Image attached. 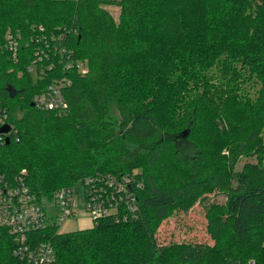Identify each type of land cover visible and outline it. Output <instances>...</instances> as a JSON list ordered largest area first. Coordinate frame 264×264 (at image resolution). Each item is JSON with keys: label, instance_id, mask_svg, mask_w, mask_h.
<instances>
[{"label": "trees", "instance_id": "1", "mask_svg": "<svg viewBox=\"0 0 264 264\" xmlns=\"http://www.w3.org/2000/svg\"><path fill=\"white\" fill-rule=\"evenodd\" d=\"M39 26L86 70L67 72L63 109L42 111L30 105V51L0 49V105L17 137L0 144V174L24 169L45 196L97 172L141 182L135 216L36 233L52 264H264V0H0V45ZM213 190L224 200L202 204L211 243L156 238ZM13 245L0 226V264H22Z\"/></svg>", "mask_w": 264, "mask_h": 264}, {"label": "built area", "instance_id": "2", "mask_svg": "<svg viewBox=\"0 0 264 264\" xmlns=\"http://www.w3.org/2000/svg\"><path fill=\"white\" fill-rule=\"evenodd\" d=\"M62 38L45 33L39 26L27 36L19 30H7L0 45L3 52L14 58L22 48L25 49L23 55L30 51L32 58L25 68L28 73L34 70L35 78L31 80L39 88L31 102L42 111L63 109V91L70 85L67 72L74 70L83 74L86 70L84 62L72 57V51L61 43ZM54 73L59 75L54 76ZM47 77L49 80L43 83L42 79ZM4 125L7 130L0 131V144L10 137L17 140L8 111L0 105V128ZM25 178L24 169L10 176L0 174V226L11 235L14 241L12 254L22 264L53 263L52 245L35 239L36 233L49 226L61 231L68 221L86 220L94 225L106 217L125 220L135 216L138 209L137 191L141 182L135 171L97 172L73 184L57 187L49 196L37 195ZM262 248L264 252V241ZM250 264H253L252 260Z\"/></svg>", "mask_w": 264, "mask_h": 264}, {"label": "rangeland", "instance_id": "3", "mask_svg": "<svg viewBox=\"0 0 264 264\" xmlns=\"http://www.w3.org/2000/svg\"><path fill=\"white\" fill-rule=\"evenodd\" d=\"M107 10L111 13L113 17L116 16L118 7L116 6H108ZM29 75L32 79L35 78L34 70H30ZM252 93V89L249 90ZM179 110H175L178 113ZM110 118L115 122H118V114L116 110L112 107L110 109ZM179 115V114H178ZM262 137L264 139V127L262 129ZM178 147L187 152L192 151V146L188 144L186 141H181L178 144ZM129 149H139V146L136 144H127ZM252 158L242 157L239 159L236 164V168H240L241 164ZM224 200V194L219 191H210L206 195V199L202 202H196L193 206L187 210L186 212H179L176 215H170L169 217L163 219L157 230H156V238L161 242H166L168 240L174 241H194V242H207L211 243L207 234L205 233V219L203 216V202H218L222 203ZM68 224V223H67ZM67 224H63V228L67 226ZM90 223L86 220H80L75 222L72 225V228L80 229L90 227ZM62 229V228H61Z\"/></svg>", "mask_w": 264, "mask_h": 264}, {"label": "crops", "instance_id": "4", "mask_svg": "<svg viewBox=\"0 0 264 264\" xmlns=\"http://www.w3.org/2000/svg\"><path fill=\"white\" fill-rule=\"evenodd\" d=\"M68 223V224H67ZM75 222L73 221H68L66 222L67 226L65 229L61 230V231H69V230H75L76 228H72V225L74 224Z\"/></svg>", "mask_w": 264, "mask_h": 264}, {"label": "water", "instance_id": "5", "mask_svg": "<svg viewBox=\"0 0 264 264\" xmlns=\"http://www.w3.org/2000/svg\"><path fill=\"white\" fill-rule=\"evenodd\" d=\"M30 105H33V103L31 102ZM7 130V125H4L0 128V131H6ZM5 142L7 143L8 140L6 139Z\"/></svg>", "mask_w": 264, "mask_h": 264}]
</instances>
